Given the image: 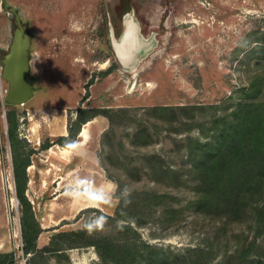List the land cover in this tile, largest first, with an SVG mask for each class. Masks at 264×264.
Wrapping results in <instances>:
<instances>
[{"label": "rangeland", "instance_id": "obj_1", "mask_svg": "<svg viewBox=\"0 0 264 264\" xmlns=\"http://www.w3.org/2000/svg\"><path fill=\"white\" fill-rule=\"evenodd\" d=\"M127 1L0 0V55L17 28L14 8L36 39L40 99L68 106L56 126L69 122V136L54 140L69 143L83 119L104 115L100 155L117 184L112 212L86 209L50 230L42 252L24 254L31 213L11 179L17 246L1 264H264V0H130L155 41L134 69L119 60L110 33V25L122 31ZM13 108L0 111L7 167ZM32 117L44 120L40 111ZM16 132L21 169L53 144L44 135L37 150L26 127ZM199 186L213 215L199 217L207 208L194 202ZM36 191L32 199L24 191L33 210L50 193ZM101 218L102 227L85 228Z\"/></svg>", "mask_w": 264, "mask_h": 264}, {"label": "crops", "instance_id": "obj_2", "mask_svg": "<svg viewBox=\"0 0 264 264\" xmlns=\"http://www.w3.org/2000/svg\"><path fill=\"white\" fill-rule=\"evenodd\" d=\"M27 27L31 35L32 45L36 39L33 37L31 27L28 25ZM3 34L8 36V30H3ZM12 40L13 38L9 41L5 39L6 42L2 43L6 50L5 55L10 49ZM32 56L33 52L31 51L30 74L34 77L37 68L34 66L35 62ZM2 86H9V82L4 79ZM41 91L42 89H35L33 97L24 105L11 104L18 106V110L13 108L11 112L13 122H9L8 118L7 123L9 127L8 136L10 128L15 132L14 139H12L14 142L12 145L14 147L12 167H7L5 153L0 149V255L15 252L17 246L12 233L7 189H9L11 179L15 184L21 182L19 174L23 171H26L27 174V195L30 196L31 190H37L36 198L44 193L48 194L47 190L50 192L48 196L42 199L41 203L34 207L35 216L42 228L37 239L38 248L49 244L48 233L50 230L63 228L69 222L78 219L82 211L90 208L102 209L106 212H112L113 210V194L117 184L108 176V171L103 166L100 155L101 136L108 128V119L101 114L94 115L92 119L85 122L89 123L86 139L80 136L85 124L83 123L71 144H68V142L59 143L54 140V136L63 137L66 140L69 136V122L66 121L63 125L59 124L58 127L56 126L58 125L56 119L66 112L68 106L43 102L40 99ZM6 104L0 102V111L2 107L6 110ZM37 111L44 114V120H35L32 117V112ZM6 113L7 110L4 114ZM78 114L77 112L76 115ZM25 120H28L27 126H24ZM3 125L0 119V139L4 134ZM49 126L55 127L54 131L53 128L49 130ZM23 127L27 128L28 134L25 136L34 149H39L38 145L44 142V135H51L53 144L45 149L44 154L33 153L32 155L31 153L30 163L21 169L19 149L21 148L22 138L18 136L16 131H21ZM30 199H32L31 196Z\"/></svg>", "mask_w": 264, "mask_h": 264}, {"label": "water", "instance_id": "obj_3", "mask_svg": "<svg viewBox=\"0 0 264 264\" xmlns=\"http://www.w3.org/2000/svg\"><path fill=\"white\" fill-rule=\"evenodd\" d=\"M17 28L8 53L4 58L5 80L9 82L6 101L9 104H26L34 95L35 79L30 74L31 35L19 12L14 8ZM122 31L115 33L110 25L111 42L119 60L129 69H134L148 50L154 45L153 34L146 36L141 23L131 6L120 7ZM154 37V36H153Z\"/></svg>", "mask_w": 264, "mask_h": 264}, {"label": "trees", "instance_id": "obj_4", "mask_svg": "<svg viewBox=\"0 0 264 264\" xmlns=\"http://www.w3.org/2000/svg\"><path fill=\"white\" fill-rule=\"evenodd\" d=\"M131 1H127L125 3H123L120 7L123 8L125 6H131ZM91 116V115H90ZM94 117V115H93ZM88 119H92L91 118H88ZM88 119H83V123H85L86 121H88ZM82 123V124H83ZM80 130V129H79ZM79 132V131H78ZM14 130L12 128L9 129V137L11 139H14ZM72 134V132H71ZM64 139V138H63ZM73 140H71V142H69L68 144H71ZM20 161V160H19ZM25 167L30 163V157H28L25 161ZM22 163V162H20ZM19 178H22L24 180V183L27 179V174H26V171L24 172H21L19 174ZM21 183V182H19ZM19 183L17 184V191H18V195L21 199V201H23V203L25 204V206H27V211H29L31 213V217L27 218L25 224H24V232H23V243H24V254H29V253H38V252H42L41 250H38L37 248V239H38V236L39 234L41 233L42 231V228H41V225L39 223V221L37 220L36 216H35V213H34V210L31 206V202L28 200V198L26 197L24 191L26 189V184L25 185H22V186H18ZM23 183V184H24ZM201 187L197 196L195 197L194 199V202H196L200 207H203V206H206L207 208H201V210H203L202 213H200L199 217H202V216H206L205 214H207L209 212V210L211 209V213L212 215L214 214V212L212 211V208L214 206V208L216 209V205H213L212 206V199L211 197L206 193V191L204 192V190L202 189L203 186H199ZM236 202H239V198H237ZM214 217V216H212ZM228 219V216H226L225 220ZM224 220V221H225ZM9 254V253H7ZM6 254H3V255H0V257L4 256ZM0 264H1V258H0Z\"/></svg>", "mask_w": 264, "mask_h": 264}, {"label": "built area", "instance_id": "obj_5", "mask_svg": "<svg viewBox=\"0 0 264 264\" xmlns=\"http://www.w3.org/2000/svg\"><path fill=\"white\" fill-rule=\"evenodd\" d=\"M3 72H4V62H3V58L0 55V102L6 104V96L9 92V86H2V81L5 79L3 76Z\"/></svg>", "mask_w": 264, "mask_h": 264}, {"label": "clouds", "instance_id": "obj_6", "mask_svg": "<svg viewBox=\"0 0 264 264\" xmlns=\"http://www.w3.org/2000/svg\"><path fill=\"white\" fill-rule=\"evenodd\" d=\"M96 227H102V218L94 220L91 223L85 225V228H87L89 231L93 230Z\"/></svg>", "mask_w": 264, "mask_h": 264}, {"label": "bare ground", "instance_id": "obj_7", "mask_svg": "<svg viewBox=\"0 0 264 264\" xmlns=\"http://www.w3.org/2000/svg\"><path fill=\"white\" fill-rule=\"evenodd\" d=\"M105 64H106V62L103 65H105ZM134 85H135V83L133 84V86ZM88 130H89V123H85L84 126H83V128H82V131L80 133V136H82L83 138L86 139L87 136H88ZM79 264H81V263H79Z\"/></svg>", "mask_w": 264, "mask_h": 264}, {"label": "flooded vegetation", "instance_id": "obj_8", "mask_svg": "<svg viewBox=\"0 0 264 264\" xmlns=\"http://www.w3.org/2000/svg\"><path fill=\"white\" fill-rule=\"evenodd\" d=\"M34 85H35V83H34ZM36 88V87H35Z\"/></svg>", "mask_w": 264, "mask_h": 264}]
</instances>
